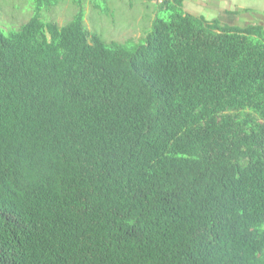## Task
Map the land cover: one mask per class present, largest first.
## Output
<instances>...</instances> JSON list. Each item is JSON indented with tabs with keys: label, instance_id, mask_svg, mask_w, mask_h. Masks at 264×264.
Segmentation results:
<instances>
[{
	"label": "trees",
	"instance_id": "16d2710c",
	"mask_svg": "<svg viewBox=\"0 0 264 264\" xmlns=\"http://www.w3.org/2000/svg\"><path fill=\"white\" fill-rule=\"evenodd\" d=\"M182 1L0 33V264H264V27Z\"/></svg>",
	"mask_w": 264,
	"mask_h": 264
},
{
	"label": "rangeland",
	"instance_id": "374dc122",
	"mask_svg": "<svg viewBox=\"0 0 264 264\" xmlns=\"http://www.w3.org/2000/svg\"><path fill=\"white\" fill-rule=\"evenodd\" d=\"M48 3L44 8L36 6L34 0H0V33L9 37L33 16L61 28L81 6L87 32L98 35L104 43L131 48L149 31L156 12L155 0H48ZM263 5L262 2L256 7Z\"/></svg>",
	"mask_w": 264,
	"mask_h": 264
},
{
	"label": "crops",
	"instance_id": "0c3cea01",
	"mask_svg": "<svg viewBox=\"0 0 264 264\" xmlns=\"http://www.w3.org/2000/svg\"><path fill=\"white\" fill-rule=\"evenodd\" d=\"M264 0H183L182 11L229 27H264ZM205 14V15H204Z\"/></svg>",
	"mask_w": 264,
	"mask_h": 264
}]
</instances>
